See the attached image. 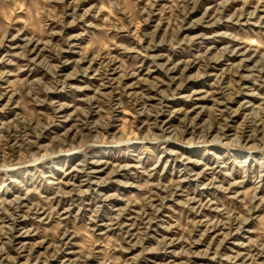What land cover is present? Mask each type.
Segmentation results:
<instances>
[{"label": "rangeland", "instance_id": "374dc122", "mask_svg": "<svg viewBox=\"0 0 264 264\" xmlns=\"http://www.w3.org/2000/svg\"><path fill=\"white\" fill-rule=\"evenodd\" d=\"M0 264H264V0H0Z\"/></svg>", "mask_w": 264, "mask_h": 264}]
</instances>
